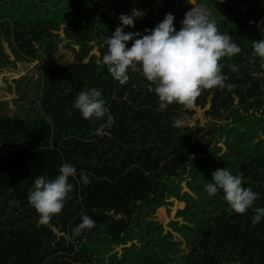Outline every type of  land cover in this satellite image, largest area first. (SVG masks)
<instances>
[{
	"label": "trees",
	"instance_id": "1",
	"mask_svg": "<svg viewBox=\"0 0 264 264\" xmlns=\"http://www.w3.org/2000/svg\"><path fill=\"white\" fill-rule=\"evenodd\" d=\"M166 2L177 30L185 13L198 5L241 52L221 60L230 89L204 90L190 106L173 103L161 111L139 72L130 71L128 82L120 85L97 63L107 51V38L122 26L119 16L129 12L106 11L95 0H0V83L8 75L26 81L24 91L7 79L10 90L16 87L25 101L11 99L0 111V264H106L110 255L101 252L102 243L126 242L143 214L170 202L175 194L170 187L182 185L194 172L201 177L200 161L209 162L215 147L240 130L252 137L263 131L264 69L252 41L264 39V0ZM155 9L141 12L125 32L153 29L166 15ZM22 63L35 73L19 71ZM90 88L102 92L110 124L106 118L86 120L73 107L77 94ZM252 126L253 133L246 132ZM64 163L77 170L69 178L70 199L59 214L39 224L28 192L36 178L59 175ZM81 172L89 184H83ZM233 174L243 176V186L258 193L255 206L264 207V156L244 154ZM215 196L220 205L202 226L188 231L177 223L185 237L173 236L175 243L161 248L175 252L170 259L166 254L146 264H264V219L253 225L251 209L236 214L222 191ZM82 215L95 223L77 233Z\"/></svg>",
	"mask_w": 264,
	"mask_h": 264
},
{
	"label": "clouds",
	"instance_id": "2",
	"mask_svg": "<svg viewBox=\"0 0 264 264\" xmlns=\"http://www.w3.org/2000/svg\"><path fill=\"white\" fill-rule=\"evenodd\" d=\"M189 3L193 4L192 0ZM141 16L137 9L132 10L131 16H119L122 26L107 38V51L97 61L120 85L128 82L130 71L139 72L149 82L147 90L157 96L161 111L173 103L190 106L204 90L232 87L225 83L227 77L222 73L224 64L221 60L239 54L241 47L232 41L229 34L218 30L210 14L194 5L185 13L179 30L174 27V16L167 13L153 29H145L144 34L125 32V28L134 27V20ZM261 31L264 33V29ZM129 42L130 47L127 46ZM252 49L253 54L260 58V68L264 69V39L253 40ZM228 67L234 73L238 71L237 65L229 64ZM73 107L86 120L103 121L106 118L109 124L113 121L102 92L96 88L81 90L73 101ZM76 171L74 165L64 163L54 179L41 176L34 180L27 200L38 213L39 224L47 223L53 215L61 212L73 191L69 178H75ZM211 176L212 182L205 185L209 196L222 191L224 201L236 214L243 215L251 209L253 225L264 219V207L255 206L258 193L243 186L242 175H234L227 168H218ZM80 178L83 184L90 183L86 173L81 172ZM81 220L75 230L77 233L94 226L95 222L87 215H82Z\"/></svg>",
	"mask_w": 264,
	"mask_h": 264
},
{
	"label": "rangeland",
	"instance_id": "3",
	"mask_svg": "<svg viewBox=\"0 0 264 264\" xmlns=\"http://www.w3.org/2000/svg\"><path fill=\"white\" fill-rule=\"evenodd\" d=\"M95 1L106 11L107 9L117 8L120 12H129L130 16V10L137 9L140 12L149 11V13H153L156 11V7L157 13L161 12L162 14H167L171 5L167 3L166 0ZM76 2H79V0H76ZM178 7L181 6L178 5ZM158 9L161 11H158ZM183 9H180L178 12H181ZM2 45L7 51L6 42H2ZM76 49H78V47H76ZM62 53L65 55L63 60H70V50L68 48L63 49ZM20 66L19 71L23 70V72H25L27 70L25 72L26 76H31L35 73V70L30 67L28 68L29 65L26 63H22ZM7 79H12L14 83L18 84L19 90L22 88H24V91L26 90V81L22 79V77L17 75L5 76L2 83H0V111L4 109L7 102L11 103L12 100L15 101L19 99L20 102L25 101V99H20L22 94L16 87H12L10 90L9 84L7 83L9 80L7 81ZM24 94H26V92H24ZM10 108L11 107L8 109ZM253 129L254 126L250 127L246 132L251 131L253 133ZM243 133L245 132H241L240 130V132H236L228 138L226 145L221 142L215 147L209 162L204 160L200 161V167H197L200 169V178L194 177V174H196V172H194L189 179L183 181L182 185L176 183L173 187H170V190L175 192V194H172L170 202L165 207L157 209L155 213L152 211L143 214L142 218L139 219L134 227L133 232L126 238V242L120 246L108 242H105V244L102 243L101 249L104 251L101 252L106 253L105 255H110L107 257L106 264H146L152 259L154 260L159 257L164 258L166 254L168 256L167 258H169L170 255L172 256L175 252L164 253L161 248L165 242L167 245H169V243H175V241L172 242L173 236L176 239L185 237L182 226L179 228L177 223L182 222L185 226V230L188 231L189 226H193L194 229L199 228L206 222L210 212L217 209L218 205H220V200L215 195L209 196L205 191V185L212 182V172L218 168H227L233 174L237 161L244 154L258 152L261 156H264V129L260 133H255L257 137H252L253 135L250 136ZM197 163L198 162L195 161L193 169ZM174 209H179L181 211H174ZM178 211L179 214H181L179 215L180 217L175 214V212L177 213ZM184 212L188 213L187 219L182 216V214L185 216L186 213ZM188 236L191 237L190 235Z\"/></svg>",
	"mask_w": 264,
	"mask_h": 264
},
{
	"label": "built area",
	"instance_id": "4",
	"mask_svg": "<svg viewBox=\"0 0 264 264\" xmlns=\"http://www.w3.org/2000/svg\"><path fill=\"white\" fill-rule=\"evenodd\" d=\"M103 134V133H102ZM106 135H110L109 131L106 132Z\"/></svg>",
	"mask_w": 264,
	"mask_h": 264
}]
</instances>
